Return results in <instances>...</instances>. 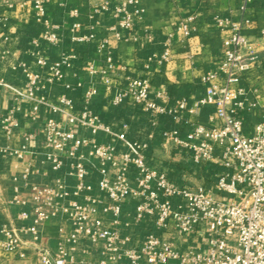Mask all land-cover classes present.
<instances>
[{
  "label": "built area",
  "instance_id": "1",
  "mask_svg": "<svg viewBox=\"0 0 264 264\" xmlns=\"http://www.w3.org/2000/svg\"><path fill=\"white\" fill-rule=\"evenodd\" d=\"M249 2L240 0L242 17ZM36 7L46 16L44 1ZM91 12L90 20L110 18L107 36L99 38L93 28L82 34L76 23L71 39L93 47L101 61L73 52L50 62L44 49L36 56L39 71L19 63L24 89L0 78V90L30 101L32 122L40 121L43 109L61 116L31 126L18 149L0 146V158L24 163L26 155H37L34 144L50 180L30 182L41 168L24 163L14 181L17 192L23 186L29 193L33 216L22 212L18 220H32V239L11 222L0 229V252L25 258L23 249L31 246L39 264H264V119L250 121L249 106L257 102L244 81L254 52L243 19L233 24L217 67L202 78L205 95L170 105L167 92L116 63V43L130 36L143 12L139 1L104 0ZM178 30L191 35L187 23ZM44 37L48 46L61 42L55 32ZM82 60L91 81L65 86L79 102L67 93L52 101L48 88ZM100 95L112 110L134 106L149 135L140 137L139 126L93 110ZM201 111L208 124L196 120ZM9 122L3 120V129L11 138L20 123ZM49 219L65 228L56 248L40 236Z\"/></svg>",
  "mask_w": 264,
  "mask_h": 264
},
{
  "label": "crops",
  "instance_id": "2",
  "mask_svg": "<svg viewBox=\"0 0 264 264\" xmlns=\"http://www.w3.org/2000/svg\"><path fill=\"white\" fill-rule=\"evenodd\" d=\"M36 1L0 0V78L21 85L23 78L18 69L21 61H26L31 68L39 71L35 63L36 56L43 53L45 42L42 41V35L50 30L61 35L59 44L45 47L50 62L73 52L84 58L92 57L101 61L93 47L76 43L71 39L72 34H67L71 28L69 16L77 13V21L82 23V34L90 33L93 28L99 38L107 36L108 20L89 19L92 4H100L104 0H42L46 3V16L38 15ZM138 1L143 12L135 18L130 36L117 42L115 47L116 63L124 66L128 75L148 79L155 90L167 92L170 105L180 98L195 101L206 93L202 78L221 61L223 44L233 33V24L243 19L242 32L254 52V60L250 63L244 81L250 91L251 101L257 102V107L249 106L250 121L264 119V69L256 62V53L259 54L256 52V34H264V0H250L248 12L243 17L239 9L240 0ZM185 23L191 30L189 37L178 30ZM166 51L168 56L165 61L163 57ZM244 55H248V52ZM83 64L84 60L75 65V69L65 72L63 82L48 88L52 101L67 93L76 103L79 102V94L67 91L65 86L91 81ZM12 97L0 90V146L8 150L19 148L21 140L18 137L24 132L23 129H17L15 136L9 140L3 131V120L13 111ZM103 99L102 95L96 97L92 109L107 119L139 126L137 134L140 137L149 135L144 132V122L134 106H129L127 111H116L106 107ZM22 109L23 112L30 111L31 103L23 102ZM28 117L29 128H41L48 117L61 120V116L46 109L42 110L41 119L37 123L32 122L30 115ZM207 117L208 113L201 111L196 120L208 124ZM32 150L37 155H26L24 163L33 161L41 170L31 175L30 182L48 183L49 174L40 164L43 160L42 150L34 144ZM24 163L11 155L0 158V229L12 222L18 229H22L26 234L24 238L30 241L32 236L28 228L33 225L32 220L20 221L18 215L27 212L33 216L31 198L23 186L17 192L16 187L19 186L14 181L22 173ZM39 230L40 236L56 248L65 228L60 220L49 219ZM23 252L25 258L0 252V264H39L31 246H26Z\"/></svg>",
  "mask_w": 264,
  "mask_h": 264
},
{
  "label": "rangeland",
  "instance_id": "3",
  "mask_svg": "<svg viewBox=\"0 0 264 264\" xmlns=\"http://www.w3.org/2000/svg\"><path fill=\"white\" fill-rule=\"evenodd\" d=\"M92 15V12L90 13V15H89V19H90V16ZM77 15H70L69 16V19L71 20L69 23H71V28H70V30L68 31V36L70 35V34H73L72 33V28H73V26H74V24H76V23H79V24H81V26H82V23L81 22H79V21H77ZM102 19H106V20H108V21H106L107 22V26H109L110 25V18L109 17H102ZM97 20V19H96ZM90 21H95V20H90ZM51 32H55L56 34H58L59 36H60V38H61V35L58 33V32H56V31H54V30H50V31H46V32H44V34L42 35V41L43 42H45V47H47L48 45H47V41L45 40V35H46V33H51ZM261 36H257V34H256V52H259V54L258 53H256V62H258L259 64H260V66L264 69V34L263 33H261L260 34ZM71 37H72V35H71ZM52 46V45H51ZM45 47L44 48H42V51H43V49H45ZM41 54H42V52H41ZM258 56V57H257ZM21 76H22V74H21ZM9 84H11V86H15V88H20L21 90L22 89H24V86H25V84H24V82L22 81V83H21V85H14L13 83H10L9 81H7ZM87 82H85V84H86ZM203 83V82H202ZM6 93H8V94H11V95H13L14 97H12V101H13V111L10 113V114H8L5 118H7V119H9L10 120V122L9 123H12V121H14V122H19L20 123V127H18L17 129H23L24 130V132L18 137L20 140H22V139H24V138H26V137H28V135H29V130H30V128L28 127L29 126V115H30V111L28 110L27 112H23L22 110V103L23 102H27V103H30V101L28 100V99H17V97L14 95V93L13 92H11V90H6L5 91ZM4 118V119H5ZM17 129H14V131L12 132V137L11 138H13L14 136H15V131L17 130ZM3 131H4V129H3ZM4 133H5V135H6V137L9 139V140H11V138H9L8 137V135L6 134V132L4 131Z\"/></svg>",
  "mask_w": 264,
  "mask_h": 264
}]
</instances>
